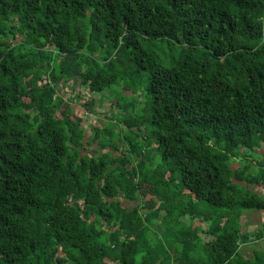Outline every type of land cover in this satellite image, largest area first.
<instances>
[{
    "label": "trees",
    "instance_id": "16d2710c",
    "mask_svg": "<svg viewBox=\"0 0 264 264\" xmlns=\"http://www.w3.org/2000/svg\"><path fill=\"white\" fill-rule=\"evenodd\" d=\"M253 211L264 0H0V264H264Z\"/></svg>",
    "mask_w": 264,
    "mask_h": 264
},
{
    "label": "rangeland",
    "instance_id": "374dc122",
    "mask_svg": "<svg viewBox=\"0 0 264 264\" xmlns=\"http://www.w3.org/2000/svg\"><path fill=\"white\" fill-rule=\"evenodd\" d=\"M58 93L62 98V104L60 110L62 114L69 115L71 118L81 120L82 127L86 129L87 134L91 132V128L102 126L106 117L110 115V104L100 95L90 94L87 87H83L78 82L72 86H65L58 89ZM94 100L92 111L89 113L82 107L86 102ZM139 107L143 105V98H138ZM88 151L91 154L100 155L102 151L98 148L96 143L88 147ZM244 161L239 159V162ZM259 191H262L260 189ZM133 206V205H129ZM264 224V212L253 211L247 217L243 218L242 227L245 231L254 237L257 230H259ZM253 249H264V242L260 245L252 243L247 247H241L240 251L247 257L253 255Z\"/></svg>",
    "mask_w": 264,
    "mask_h": 264
}]
</instances>
